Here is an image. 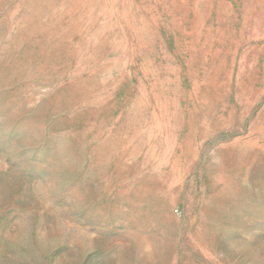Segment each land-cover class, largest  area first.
Masks as SVG:
<instances>
[{
  "label": "rangeland",
  "instance_id": "rangeland-1",
  "mask_svg": "<svg viewBox=\"0 0 264 264\" xmlns=\"http://www.w3.org/2000/svg\"><path fill=\"white\" fill-rule=\"evenodd\" d=\"M0 264H264V0H0Z\"/></svg>",
  "mask_w": 264,
  "mask_h": 264
}]
</instances>
